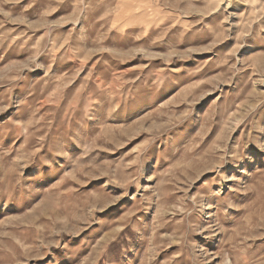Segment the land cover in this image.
<instances>
[{"label":"rangeland","instance_id":"obj_1","mask_svg":"<svg viewBox=\"0 0 264 264\" xmlns=\"http://www.w3.org/2000/svg\"><path fill=\"white\" fill-rule=\"evenodd\" d=\"M0 264H264V0H0Z\"/></svg>","mask_w":264,"mask_h":264}]
</instances>
